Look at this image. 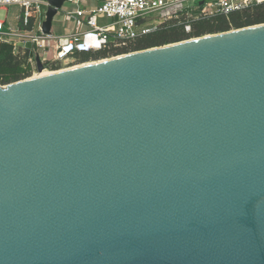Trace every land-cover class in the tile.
Listing matches in <instances>:
<instances>
[{
	"label": "water",
	"instance_id": "obj_1",
	"mask_svg": "<svg viewBox=\"0 0 264 264\" xmlns=\"http://www.w3.org/2000/svg\"><path fill=\"white\" fill-rule=\"evenodd\" d=\"M0 264H264V23L0 85Z\"/></svg>",
	"mask_w": 264,
	"mask_h": 264
},
{
	"label": "built area",
	"instance_id": "obj_2",
	"mask_svg": "<svg viewBox=\"0 0 264 264\" xmlns=\"http://www.w3.org/2000/svg\"><path fill=\"white\" fill-rule=\"evenodd\" d=\"M65 0L71 7H62L57 13H64L60 35L44 34L42 21L47 7L45 0H0V43H8L13 47V54L18 56L28 52L27 64L32 73L36 70L34 57L29 55L25 43L30 41L32 50L45 62L61 61L73 57L76 52L97 51L103 46L113 43L114 46H127L139 35L147 34L155 27L177 13L185 11L188 17L227 14L248 6L251 2L263 0H212L192 7L194 0ZM19 4L22 14L18 16L23 26L28 25L31 11L35 12V20L31 29L12 32L5 22L6 7ZM109 22H102V21ZM186 30L190 29L188 24ZM18 37L16 40L9 38ZM33 68V69H32Z\"/></svg>",
	"mask_w": 264,
	"mask_h": 264
},
{
	"label": "trees",
	"instance_id": "obj_3",
	"mask_svg": "<svg viewBox=\"0 0 264 264\" xmlns=\"http://www.w3.org/2000/svg\"><path fill=\"white\" fill-rule=\"evenodd\" d=\"M35 20V12L31 11L28 25L23 29H31ZM264 23V0L251 2L248 6L230 11L227 14L214 13L212 15L196 18L188 17L185 11L177 13L174 18L158 24L154 30L147 34L139 35L127 46H114L113 43L103 46L97 51L76 52L75 57L82 62L103 59L131 51L162 46L190 38L201 37L206 34L220 33L250 25ZM190 26L186 30L185 25ZM26 51L22 58L13 54V47L8 43H0V85H6L31 76V66L27 64ZM49 69H57L51 62H45Z\"/></svg>",
	"mask_w": 264,
	"mask_h": 264
},
{
	"label": "rangeland",
	"instance_id": "obj_4",
	"mask_svg": "<svg viewBox=\"0 0 264 264\" xmlns=\"http://www.w3.org/2000/svg\"><path fill=\"white\" fill-rule=\"evenodd\" d=\"M200 1L201 0H194V1H191L189 4L192 7H197V6H199ZM65 7H71V6L67 3H64L63 8H65ZM22 12H23L22 8L19 4H11V5L6 7L5 22H6L7 28H10L12 32L22 31L23 27H22L20 20L18 19V16H20L22 14ZM63 20H64V13L63 12H59L54 16L53 21H52V33L54 35H60L63 33L64 29L61 27V22ZM102 22H109V20H107V21L103 20ZM9 38H11L12 40L18 39V37H12V36H9ZM131 52H133V51H131ZM114 56H116V55H114ZM110 57H113V56H110ZM110 57H107V58H110ZM18 58L19 59L22 58V54L18 55ZM97 60H99V59H97ZM97 60L91 59V60H88L86 62H93V61H97ZM86 62H82L81 59L73 56V57H68V58L61 60V61H55V62L51 61V64H54L57 67V69H49V68H45V69H48L49 71H55V70H60V69L72 67L74 65L83 64ZM36 72H37V70H34V72L31 74V76H33L34 73H36Z\"/></svg>",
	"mask_w": 264,
	"mask_h": 264
},
{
	"label": "bare ground",
	"instance_id": "obj_5",
	"mask_svg": "<svg viewBox=\"0 0 264 264\" xmlns=\"http://www.w3.org/2000/svg\"><path fill=\"white\" fill-rule=\"evenodd\" d=\"M106 60V58H103V59H99L97 61H93V62H86V63H83V64H79V65H74L72 67H68V68H73V67H77V66H81V65H86V64H92V63H96V62H101V61H104ZM68 68H65V69H60V70H55V71H49L48 69H43L41 72H36L34 73V75L32 77H43V76H47V75H50L54 72H58V71H62V70H66Z\"/></svg>",
	"mask_w": 264,
	"mask_h": 264
},
{
	"label": "crops",
	"instance_id": "obj_6",
	"mask_svg": "<svg viewBox=\"0 0 264 264\" xmlns=\"http://www.w3.org/2000/svg\"><path fill=\"white\" fill-rule=\"evenodd\" d=\"M99 1H100V0H96V2H99ZM92 2H94V3H95V1H93V0H92Z\"/></svg>",
	"mask_w": 264,
	"mask_h": 264
}]
</instances>
